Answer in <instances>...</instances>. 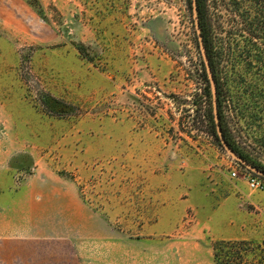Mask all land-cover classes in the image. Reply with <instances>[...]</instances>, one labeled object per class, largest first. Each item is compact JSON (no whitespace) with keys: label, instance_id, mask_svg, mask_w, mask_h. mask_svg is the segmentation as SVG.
Returning a JSON list of instances; mask_svg holds the SVG:
<instances>
[{"label":"rangeland","instance_id":"1","mask_svg":"<svg viewBox=\"0 0 264 264\" xmlns=\"http://www.w3.org/2000/svg\"><path fill=\"white\" fill-rule=\"evenodd\" d=\"M231 1H206L217 110L264 168V40L244 28L264 11ZM203 65L190 0H0V264H214L229 239L264 258V188L197 122Z\"/></svg>","mask_w":264,"mask_h":264},{"label":"trees","instance_id":"2","mask_svg":"<svg viewBox=\"0 0 264 264\" xmlns=\"http://www.w3.org/2000/svg\"><path fill=\"white\" fill-rule=\"evenodd\" d=\"M253 2H258L259 5H261V10L260 12L264 11V0H251ZM232 6L234 8V5L232 3ZM264 17V15H262ZM261 18V21H258L257 24H255V20H252L251 22L249 21H245L246 23L244 24V28L246 30H248L251 34H254L256 32H258L259 35L258 38H261L262 40H264V18ZM261 35V37H260ZM206 50H207V57L209 59V63H210V56H209V50L207 49V46L205 44ZM261 62V59H258ZM264 60V59H263ZM204 66V65H203ZM202 66V70H201V76L202 78H204L205 82H206V88L207 91H204V94L207 95L211 94L210 88H209V84L207 81V74L205 71V68ZM264 99V96L262 97ZM251 103H254V101H252ZM251 103L247 104V108L250 111L251 109H255V105H253V107H251L252 105H250ZM249 115L254 118L256 117V119H262V114L261 115H257L261 110H257L254 112H249ZM256 112V113H255ZM218 113H219V117H220V109L218 108ZM264 114V112H263ZM201 117H206L208 120V125L210 130L214 133L215 135V128H214V122H213V116L211 111L208 109L203 113H199L197 116V122H202V118ZM221 129H222V133H223V137L225 139V141L228 143V145H230V147L232 149L235 150L236 153H238L239 155H241L246 161L250 162L251 164H254L253 162H251L249 160V158L241 151V149L239 148L238 144L234 141L233 137L231 136V134L226 132V130L223 128V125L221 123V121L219 120ZM216 136V135H215ZM229 138H230V143L229 144ZM257 144L264 148V133H262L258 139H257ZM256 165V164H254ZM257 167L264 169L261 166L256 165ZM243 167V166H242ZM252 175L257 176L261 179H264L263 177H260L252 172H250ZM212 254H213V261L214 264H264V258L262 256V249L259 243H252L251 241L248 240H244V239H229V240H218L216 242L213 243L212 245Z\"/></svg>","mask_w":264,"mask_h":264},{"label":"water","instance_id":"3","mask_svg":"<svg viewBox=\"0 0 264 264\" xmlns=\"http://www.w3.org/2000/svg\"><path fill=\"white\" fill-rule=\"evenodd\" d=\"M191 15H192V19H193L196 35H197L198 44H199V47H200V52H201V55H202V58H203V64H204V67H205V71H206L207 77L209 79L210 91H211V94H212V114H213V119H214V122H215V129H216V134H217V138L219 140V143L222 146V148L225 150V152L232 159L237 161L240 165H242L248 171H250V172H252V173L264 178V169H261V168L257 167L256 165H253L250 162L246 161L241 155L236 153L235 150L232 149L228 145V143L225 141V139L223 137L222 129H221V126H220V123H219V113H218V110H217L215 86H214V82H213L212 77H211V71H210L208 57H207L204 45H203L202 40H201L200 28H199V25H198V18H197L196 1L195 0H191Z\"/></svg>","mask_w":264,"mask_h":264},{"label":"flooded vegetation","instance_id":"4","mask_svg":"<svg viewBox=\"0 0 264 264\" xmlns=\"http://www.w3.org/2000/svg\"><path fill=\"white\" fill-rule=\"evenodd\" d=\"M195 1H196L197 18H198V25H199V28H200L201 40H202V43L204 45V48H205V51H206V54H207V50H206L205 44L207 46V49L209 50L208 45L206 43L207 42V38H206V27H207L206 12H207L208 4L206 3L207 0H195ZM228 1H229V6H231V8H232V1L231 0H228ZM208 53H209V56H210L209 66H210V71H211V77H212V80H213L214 86H215L216 98H218L219 97V93H220V87H221L220 82H219V74H218V70H217V67H216L217 60H218V56H217L218 53L217 52L213 53L212 51H210ZM208 61H209V59H208ZM207 81H208V84H209L208 77H207ZM209 88H210V84H209ZM212 116H213V114H212ZM219 120L221 121V119H219ZM213 122H214V119H213ZM221 123H222V121H221ZM214 128H215V122H214ZM215 135L217 137L216 129H215ZM229 144H231L230 143V138H229Z\"/></svg>","mask_w":264,"mask_h":264},{"label":"built area","instance_id":"5","mask_svg":"<svg viewBox=\"0 0 264 264\" xmlns=\"http://www.w3.org/2000/svg\"><path fill=\"white\" fill-rule=\"evenodd\" d=\"M229 176L231 178H239L238 171L233 167L229 171ZM242 178L251 191H256V190L259 191L264 188V182L262 181L261 178L257 176H254L252 174H247V175H243Z\"/></svg>","mask_w":264,"mask_h":264}]
</instances>
